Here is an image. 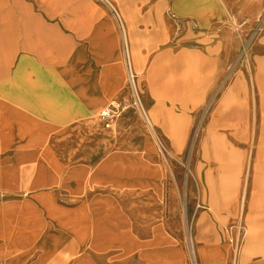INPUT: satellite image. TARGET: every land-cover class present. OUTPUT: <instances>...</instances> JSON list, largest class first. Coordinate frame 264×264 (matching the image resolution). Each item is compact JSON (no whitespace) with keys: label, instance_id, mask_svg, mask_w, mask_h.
I'll use <instances>...</instances> for the list:
<instances>
[{"label":"crops","instance_id":"obj_1","mask_svg":"<svg viewBox=\"0 0 264 264\" xmlns=\"http://www.w3.org/2000/svg\"><path fill=\"white\" fill-rule=\"evenodd\" d=\"M111 1L150 115L175 149L192 115L209 108L196 167L208 205L199 237L208 241L202 263L226 264L228 250L212 241L243 209L238 176L250 156L236 146L256 147L244 220L252 216L264 240V30L252 75L228 74L240 50L234 25L245 32L263 17L264 0ZM172 15L186 22L181 31ZM61 39L67 57H45V41L55 51ZM124 47L118 22L95 0H0V49L9 52L0 54V264H187L172 226L176 193L166 208L152 144L94 162L59 154L77 121L128 97Z\"/></svg>","mask_w":264,"mask_h":264},{"label":"rangeland","instance_id":"obj_2","mask_svg":"<svg viewBox=\"0 0 264 264\" xmlns=\"http://www.w3.org/2000/svg\"><path fill=\"white\" fill-rule=\"evenodd\" d=\"M94 5V2H91ZM94 3V4H93ZM62 10L68 8V3L65 6H61ZM264 16L261 18L263 21ZM258 19H251L246 22L244 29L245 32H242L243 38H247V52L248 58L251 61V67L248 68L249 76L252 75L254 69V57L256 56V48L259 44L260 37L262 33L258 36L251 34L252 28L255 27ZM238 41L240 37L237 36ZM47 39V37H46ZM44 49L45 57H61L65 59L67 57V50L65 48L64 41L61 39L60 50L50 48L47 45ZM43 45V44H42ZM124 64L127 72V96L126 99L114 98L110 99L108 105L103 108L100 112L93 114L89 117L88 120L77 121L74 125L78 129L72 130L68 134V131L64 132L67 144L61 145L59 147V154L66 158L70 163H82V162H94L99 156L109 150L117 149H131V150H141L144 148V144H152L157 158V163L162 165L166 171V179L164 180V205L168 208L169 204L172 203L170 198V193L173 190L176 193V198L178 201V210L177 214L173 216L172 226L174 231V236L181 240V245L185 251L187 264H203L202 262V249L207 244L205 238L199 237V226L198 218L200 215L208 211V205L203 203L202 196L200 192L203 190V178L196 175V167L198 161L201 158V145L202 139L204 136L203 123L208 116V109L200 110L197 113L192 115L193 125L186 131L184 135V143L179 149H175L171 143V139L168 135L159 128L157 123L152 119L149 112V104L147 101L146 88L144 84L139 83V78L136 75V72L133 70L134 74L137 77V86L141 93V98L152 126L154 127L153 133H151L146 124L142 121L139 114L136 111L129 109L124 113H119V106L124 105L125 103L130 104L132 98L133 87L129 83L128 76V66L126 60V50L127 47H124ZM59 50V51H58ZM66 51V52H65ZM130 59L132 61L131 51L128 50ZM5 53H9L5 49H0V54L5 56ZM133 63V61L131 62ZM113 104V105H112ZM112 105V106H111ZM115 106L116 119L113 122L112 128L107 129V127L100 122L99 117L101 113L112 110ZM260 131H255V135H258ZM158 139L165 145L167 152L162 153L158 144ZM234 148L241 149L243 151L248 150L250 159L246 162L244 169L241 171L238 176V190L242 194V207L243 209L239 212L234 220L225 222L222 226H218L217 235L214 242L217 248H223L228 250V259L226 264H231L230 255L232 254V246L228 241V236L226 235L224 239L222 233L226 228L230 227L233 224H240L242 221L245 223L246 217L249 214V198L250 191L253 189V170L252 165L253 155L256 147H244L236 146ZM201 198V200H200ZM204 205L205 208L197 210L198 201ZM264 205V204H263ZM186 207V210H184ZM245 208V209H244ZM233 222V223H232ZM247 228V225L245 223ZM176 228H179L177 230ZM226 234V233H225ZM190 235L193 237L194 242L196 243V258L191 253L189 239ZM178 236V237H177ZM245 243V240H244ZM244 246V245H243ZM240 264H264V258L256 256L252 258L248 263H244L240 260Z\"/></svg>","mask_w":264,"mask_h":264},{"label":"built area","instance_id":"obj_3","mask_svg":"<svg viewBox=\"0 0 264 264\" xmlns=\"http://www.w3.org/2000/svg\"><path fill=\"white\" fill-rule=\"evenodd\" d=\"M98 4L106 7L108 9V11H110L112 13V15L114 16V18L116 19V21L119 24L120 30L124 36V45L125 47H127V43H126V32L125 29L123 27V23H122V17L121 14L118 10V8L115 6V4L111 1V0H95ZM172 17L176 20V22L178 23V29L179 31L182 30L183 28V24H185L186 22L177 19L174 15H172ZM262 18V17H261ZM261 18L257 21L256 25L254 28H252L251 30V34L253 33L254 35L258 36L261 33H263L264 30V19L263 21L261 20ZM236 27V31L237 33H239V44H240V50H239V55L236 59V61L230 65L229 67V71L228 74L230 76V80H232L236 74L241 71V70H245L248 72V68L251 67L252 63L248 58V50H247V45H248V41L247 38H243L244 36L242 35V26L237 28V25H234ZM241 30V31H240ZM126 60H127V66H128V76H129V83L132 84L133 87V93H132V98H131V103H125L124 105H120L118 111L119 113H124L125 111L132 109L134 111H136L137 114H139V116L141 117L142 121L146 124V127L148 128V130L153 133L154 131V127L152 126L149 116L147 114V111L145 109V106L143 104L142 98H141V93L137 87V77L133 72V67H132V63H131V59H130V55L128 54V50H126ZM116 119V113H115V106L112 110H109L107 112H103L101 113L99 120L101 123H103L107 129H111L113 122ZM158 144L160 147V151L162 153L167 152V149L165 147V145H163V143H161V141L158 139ZM205 208L204 205L201 203V201L199 200L197 203V210L199 209H203ZM225 233L228 236V241L232 246V254H231V264H240V257H241V252H242V248L244 245V240H245V236H246V226L245 223H243V221L240 224H233L230 227L225 229Z\"/></svg>","mask_w":264,"mask_h":264},{"label":"bare ground","instance_id":"obj_4","mask_svg":"<svg viewBox=\"0 0 264 264\" xmlns=\"http://www.w3.org/2000/svg\"><path fill=\"white\" fill-rule=\"evenodd\" d=\"M128 54H129V52H128ZM151 124H152V122H151ZM176 139H177V137H176ZM177 143H181V140L179 138L177 140ZM173 144H174V142H173ZM209 209H210V211L215 212L213 206L209 207ZM184 210H186V207ZM257 233H258L257 228L253 225V218H252V216H249L248 217V224H247V228H246L245 243H244V246H243L242 252H241L242 262H244V263L249 261L257 253L263 255V258H264V240H260L258 237H256ZM189 244H190L191 253L194 256V258H196V249H195L196 243L194 242V239L191 235H190V239H189Z\"/></svg>","mask_w":264,"mask_h":264}]
</instances>
